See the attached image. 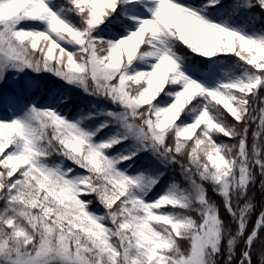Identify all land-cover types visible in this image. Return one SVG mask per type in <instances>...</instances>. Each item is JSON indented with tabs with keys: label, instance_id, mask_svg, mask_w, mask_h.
Here are the masks:
<instances>
[{
	"label": "snow or ice",
	"instance_id": "6c2138e0",
	"mask_svg": "<svg viewBox=\"0 0 264 264\" xmlns=\"http://www.w3.org/2000/svg\"><path fill=\"white\" fill-rule=\"evenodd\" d=\"M261 19L264 0H0V264H264Z\"/></svg>",
	"mask_w": 264,
	"mask_h": 264
},
{
	"label": "trees",
	"instance_id": "16d2710c",
	"mask_svg": "<svg viewBox=\"0 0 264 264\" xmlns=\"http://www.w3.org/2000/svg\"><path fill=\"white\" fill-rule=\"evenodd\" d=\"M58 2H62V0H58ZM231 0H224V3L225 4H228L230 3ZM254 12H258V10H253ZM255 27L257 29H262L264 28V19H261L260 22L256 23ZM181 51H185V49H181ZM224 59L228 62V63H236L237 59L234 55H230V56H225ZM23 80V77L21 78ZM43 85L51 88V87H55V86H61L63 82L61 81H58L56 77L54 76H51L50 74H43L42 76V79L40 81ZM12 88V84H11V81H9L8 83H4V84H0V91H9L11 90ZM44 95V88H41L39 90V92L36 93V99L37 100H40L41 96ZM71 95L73 96L76 104L71 106L67 111H66V114H75V111H76V107L81 104V103H86L88 98L82 93V91H80L79 89H73L71 90ZM261 96H264V91H262L260 93ZM7 115H9L8 113H6L5 111L3 110H0V117H6ZM231 117L229 116V121L231 122ZM256 125L253 124L252 125V128L255 129ZM221 139L226 142V143H229V144H234L236 143L235 140H230L229 138H226V137H221ZM248 139H249V144H251L252 142V136H251V132H249V136H248ZM55 159V157H54ZM146 157H141L137 163H136V166L135 167H141V166H147V163H146ZM135 167L133 168V171H135ZM170 172V175L171 174H176V178H177V181L180 182L182 185H183V181L181 180V178L179 177L178 175V172L179 170L178 169H175V170H172L170 169L169 170ZM208 192H209V196L213 199L214 202H219V199L218 197H215L212 195V188L210 186H208ZM253 194L255 195V198L256 200H259L261 199V193H260V190H259V186L257 185L256 188L253 189ZM89 199H92L93 197H88ZM94 207H98V205H93ZM253 219H255V217H253ZM180 245H181V248L185 251H187L190 247V242L187 241V240H180L179 241ZM257 250H259L260 248V243L258 242L257 245Z\"/></svg>",
	"mask_w": 264,
	"mask_h": 264
}]
</instances>
